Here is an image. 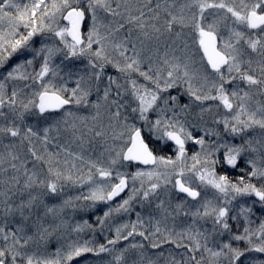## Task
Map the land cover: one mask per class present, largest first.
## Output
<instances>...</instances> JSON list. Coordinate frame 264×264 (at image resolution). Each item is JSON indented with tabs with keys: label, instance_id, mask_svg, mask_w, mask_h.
I'll return each instance as SVG.
<instances>
[{
	"label": "snow or ice",
	"instance_id": "1",
	"mask_svg": "<svg viewBox=\"0 0 264 264\" xmlns=\"http://www.w3.org/2000/svg\"><path fill=\"white\" fill-rule=\"evenodd\" d=\"M89 256L264 264V0H0V264Z\"/></svg>",
	"mask_w": 264,
	"mask_h": 264
},
{
	"label": "rangeland",
	"instance_id": "2",
	"mask_svg": "<svg viewBox=\"0 0 264 264\" xmlns=\"http://www.w3.org/2000/svg\"><path fill=\"white\" fill-rule=\"evenodd\" d=\"M189 150H190V153H191V151L196 150V148H195L194 146H192V145H189ZM170 151H171L170 148L165 149V154H166L167 152H170ZM130 170H134V169H130ZM220 171H222V172H223V171H228L229 174L232 175V176H235V175L238 174V172L233 171V170H230V169H227V168H221ZM138 210H139V209H138ZM97 214H98V213H97ZM83 218H84V219H88L89 222H93V220H94V216H84ZM75 219H76V220H80V219H81V216H80V215H77V216L75 217ZM128 219H135V216H134V215H132L131 217H129V216H123V217H120V218H119V220H120L121 222L124 221V220H128ZM73 222H75V221H73ZM104 235H108V233L105 232ZM92 238H94V239H99L101 242H103V237H102V236H101V237H92ZM55 246H56V245H53V249H54ZM81 260H82V261H85V260H86V264H94V261H93V259H92L90 256H89V257H86V258H81Z\"/></svg>",
	"mask_w": 264,
	"mask_h": 264
}]
</instances>
